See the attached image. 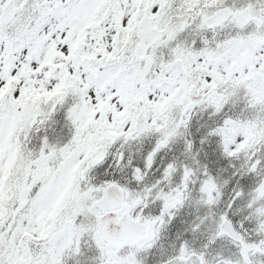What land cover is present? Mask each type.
Instances as JSON below:
<instances>
[{
	"label": "snow or ice",
	"instance_id": "1",
	"mask_svg": "<svg viewBox=\"0 0 264 264\" xmlns=\"http://www.w3.org/2000/svg\"><path fill=\"white\" fill-rule=\"evenodd\" d=\"M0 264H264V0H0Z\"/></svg>",
	"mask_w": 264,
	"mask_h": 264
}]
</instances>
